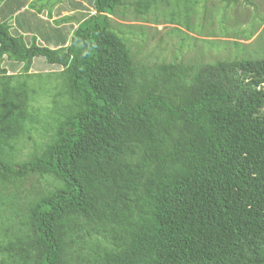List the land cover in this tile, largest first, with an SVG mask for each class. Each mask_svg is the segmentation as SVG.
I'll list each match as a JSON object with an SVG mask.
<instances>
[{"label":"trees","instance_id":"16d2710c","mask_svg":"<svg viewBox=\"0 0 264 264\" xmlns=\"http://www.w3.org/2000/svg\"><path fill=\"white\" fill-rule=\"evenodd\" d=\"M179 2L170 20L193 29L196 1ZM90 3L54 48L0 20V264H264V54L146 65L110 19L128 0ZM35 56L61 67L59 101L47 142L15 161ZM30 174L50 187L21 202Z\"/></svg>","mask_w":264,"mask_h":264},{"label":"rangeland","instance_id":"374dc122","mask_svg":"<svg viewBox=\"0 0 264 264\" xmlns=\"http://www.w3.org/2000/svg\"><path fill=\"white\" fill-rule=\"evenodd\" d=\"M80 1L82 4L62 0L57 7L51 8L58 15L70 13V18L58 21L59 23L48 20L47 10L42 9V18L29 28L39 38V44L52 48L68 42L78 21L93 12L90 0ZM167 1L171 2L169 6L165 0H157L153 8L144 14L136 13L134 0H128L131 5L118 9L115 15L110 16L113 28L120 29L132 54L140 62L154 65L170 61H211L254 52L264 54V0H190L196 1L191 6L189 15V24L193 29L182 25L185 16L182 11L179 17L177 14L174 16L175 21L170 20V12L176 13L177 4L173 5L174 0ZM42 2L43 0H35L33 4L41 5ZM182 3L183 0H180L179 5ZM11 33L18 35L16 29ZM23 38L27 44L30 43L31 36L23 35ZM3 64L9 69V73L22 72L20 63L5 59ZM60 69L59 65L46 62L42 56L33 58L29 73L35 74L28 81L29 86L35 89L30 99L34 119L25 123V131L14 142L15 146L10 154L13 160L27 159L47 142L52 130L49 126L56 115L55 105L59 101L52 82ZM38 86H42V89ZM50 183L51 177L46 175L30 174L25 177L22 182L23 192L20 194L21 202L28 193L27 188L50 187ZM10 208L5 210L7 216L14 215ZM4 209L5 207L0 213L3 220ZM17 211L22 214V210Z\"/></svg>","mask_w":264,"mask_h":264},{"label":"crops","instance_id":"0c3cea01","mask_svg":"<svg viewBox=\"0 0 264 264\" xmlns=\"http://www.w3.org/2000/svg\"><path fill=\"white\" fill-rule=\"evenodd\" d=\"M34 1L35 0H0V20L7 21V23L10 25V31L16 29L18 35L22 34V35H29L32 37L36 35L30 32L29 28L36 22V20L42 18V9L44 11L47 10L46 12L47 17L48 20H50L51 22L52 20L55 21V19L61 16L70 15V13H66L64 15L63 14L58 15L57 13H53L51 11V8L57 7L62 0H43L41 5H38L37 3L33 4ZM66 1L68 3L77 1L82 4L80 0H66ZM61 23L64 24L65 22H61ZM36 41L40 42L37 36H36ZM10 62H14V61H10ZM3 66L7 69L6 65L3 64ZM7 71H9V69H7Z\"/></svg>","mask_w":264,"mask_h":264}]
</instances>
